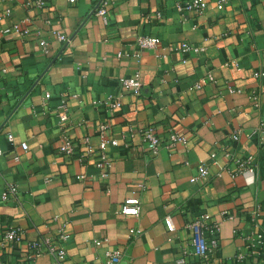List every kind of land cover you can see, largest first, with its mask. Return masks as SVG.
I'll list each match as a JSON object with an SVG mask.
<instances>
[{
  "label": "crops",
  "instance_id": "1",
  "mask_svg": "<svg viewBox=\"0 0 264 264\" xmlns=\"http://www.w3.org/2000/svg\"><path fill=\"white\" fill-rule=\"evenodd\" d=\"M27 1L0 0V12L11 10L0 27L29 28L25 37L0 33V264H17L22 248L2 244L9 226L31 240L54 236L63 223L70 232L64 259L43 254L37 264H102L111 250L121 253L118 264H264L235 259L257 204L264 226V146L258 147V135L248 136L264 125V77H251L264 67V0H229L223 10L207 0L203 13L184 14L177 9L181 0H109L106 21L94 12L99 0H45L41 9ZM137 35L158 43L140 48ZM183 42L204 50L183 51ZM137 71L138 95L121 84ZM200 79L206 82L196 87ZM108 97L121 106L107 109ZM100 123L118 141L108 148L112 162L104 178L98 152L83 156V145L70 157L57 152L64 135L89 136L96 149ZM149 126L162 142L156 154L138 132ZM172 132L186 143L167 145ZM224 150L253 154L258 175L229 174ZM201 164L208 177L191 182ZM82 174L85 179L75 178ZM8 184L18 191L4 200ZM129 198L139 200L137 217L120 212ZM203 213L219 225V248L207 260L192 254L186 227ZM130 228L140 232L131 235Z\"/></svg>",
  "mask_w": 264,
  "mask_h": 264
},
{
  "label": "built area",
  "instance_id": "2",
  "mask_svg": "<svg viewBox=\"0 0 264 264\" xmlns=\"http://www.w3.org/2000/svg\"><path fill=\"white\" fill-rule=\"evenodd\" d=\"M73 2L74 0H69ZM229 0H214V7L217 10H223ZM109 0H99L95 5L94 12L98 15L103 16V19L106 21V6L108 5ZM28 7L34 6L37 8H43L45 5V0H28L26 2ZM208 7L207 0H181L177 3V9L181 13H203ZM10 8H5L0 12V20L8 17L10 15ZM157 17H160V13H157ZM1 34L14 33L21 37H25L29 34V28L26 26H21L19 23H13L12 25L0 27ZM57 37L63 43H68L69 38L63 33H57ZM136 44L140 48L151 49L155 48L158 43V38L155 36L148 35H137L135 38ZM41 47L44 52L47 51L46 41L41 40ZM180 48L183 51L188 49H194L195 51H203L204 47H192L187 43L183 42L180 44ZM120 55V54H119ZM252 78L258 79L264 77V67L258 71H254L251 75ZM209 81H213L212 77H209ZM206 82V79H200L195 86L198 87L200 84ZM122 86L131 91L134 94H140L142 91L143 80L141 73L139 71L135 72L133 75L125 77L121 80ZM236 90H239L236 88ZM233 91V88H231ZM48 97L49 94L46 93ZM251 98L254 101V106L258 107L260 103V98L257 93L251 92ZM104 105L109 110L119 108L121 102L117 97H108L104 101ZM63 118V116H62ZM141 135L142 142L145 147L148 148L151 153L156 154L162 146L161 140L155 134L152 127H144L138 130ZM258 135V147L264 146V125L253 129L248 136ZM96 135L98 137L97 148H93L90 144L89 136H84L78 141L72 140L70 137L64 135L62 136V141L57 147V152L64 156L70 157L73 156L77 147L83 145L85 150L84 155H92L94 151L98 152V159L96 160V165L100 169L101 177H106L108 175V168L111 166L112 159L110 157L108 148L109 146L117 145L118 141L115 138H112L109 135L108 126L105 123H100L96 130ZM7 138L9 141L12 140V134L8 133ZM230 138L233 141L239 139V132H234L230 135ZM165 143L167 145H174L176 143H186V139L183 135L172 132L169 134ZM21 147L23 150L27 149L26 143L22 142ZM2 150L0 148V154ZM217 152L213 151L210 153V157L215 161L217 159ZM221 156L226 160L223 169L231 175L237 173H244L247 171H254L257 175L259 173V164L255 161L253 154L249 152L238 153L224 150L221 153ZM261 157L264 158V151L261 154ZM209 175V169L207 166L201 164L198 167V174L190 178L191 182H195L198 179L205 180ZM76 179H85V175H76ZM17 187L14 184L6 185L5 189L1 193V198L6 199L8 195H16ZM120 212L125 215H132L137 217L140 213L139 200L137 198L126 199L121 207ZM260 207L257 204L249 214V221L251 223L250 232L244 237L246 242L242 249L236 253V261L242 262L245 259H257L264 260V226L259 221ZM164 222L166 228L170 231L174 229V225L171 221L170 215L164 217ZM186 227L192 231V254L197 256L199 259L207 260L210 257H213L219 248V225L216 222L210 221V215L203 213L189 222L186 223ZM140 231L136 228H130L129 233L131 235H137ZM70 236L69 227L67 223H63L61 227L57 230L54 236L49 235H40L38 238L26 240L22 236V231L17 226H9L6 232L1 238L3 245L17 246L21 245L18 262L17 264H37L36 260L39 256L43 254H50L54 256L58 261L64 259L66 255L64 244ZM95 244H99V240L94 241ZM122 255L117 250L106 251L105 260L102 264H118L121 261Z\"/></svg>",
  "mask_w": 264,
  "mask_h": 264
},
{
  "label": "water",
  "instance_id": "3",
  "mask_svg": "<svg viewBox=\"0 0 264 264\" xmlns=\"http://www.w3.org/2000/svg\"><path fill=\"white\" fill-rule=\"evenodd\" d=\"M93 12V11H92Z\"/></svg>",
  "mask_w": 264,
  "mask_h": 264
}]
</instances>
